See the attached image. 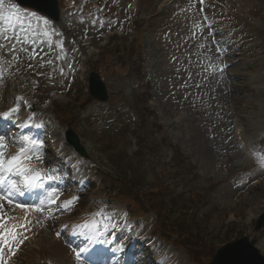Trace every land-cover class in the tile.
Masks as SVG:
<instances>
[{"label":"rangeland","instance_id":"rangeland-1","mask_svg":"<svg viewBox=\"0 0 264 264\" xmlns=\"http://www.w3.org/2000/svg\"><path fill=\"white\" fill-rule=\"evenodd\" d=\"M161 2L139 0V13L156 18L152 20L154 27L146 30L142 41L141 53L147 59L145 75L101 72L108 99L97 102L88 97L87 84L77 82L81 75L76 77V69L72 68L70 42L73 37L79 38L85 27L94 36L108 26L91 25L88 14L94 8L85 4L86 21L79 23L78 16L70 15L74 7L67 8L66 0H59V19L52 26L63 33L66 58L57 61V49L47 59L54 61L52 65L38 66L34 71L42 73L38 82L31 76L29 80L25 78L31 89L35 82L44 94L39 96L37 106L26 109L35 113V119L38 114L47 115L44 117L53 124L56 140L58 137L65 140L68 130L79 137L85 158L72 154V146L68 144L64 146L66 152L61 153L69 155L67 166L79 160L83 171L76 175L82 176V190L78 191L79 202L70 211L59 214L54 221L41 219L35 227L34 239L13 264H82L75 258L76 247H71L72 242L61 241L55 235L57 230L62 232V237L66 229L79 225L80 215L91 208L95 212L102 201L107 205L113 203L115 209L122 211L119 198L141 213L146 231L152 220L158 221L160 230L166 225L167 234L161 237L170 238L168 243L172 245L160 241L172 252H178L182 262L188 258L195 264H209L218 249L244 237L264 256L263 228L254 230L255 222L264 214V170L259 162L246 159L239 152L232 137V120L237 117L251 147L259 155L264 153V68L259 64L252 68L236 64L243 52L231 47V40L227 39L241 29L244 47L251 48L245 56L255 55L264 60V49L255 45L264 42V0H235L233 6L225 5L227 0H211V5L206 7L215 38L230 52L228 67L222 74L213 67L222 65L223 57L217 55V46L209 39L212 37L208 35L209 29L204 27L203 35L196 29V36L192 35L193 23L201 19L197 0L194 4L192 0H173L160 8ZM81 3L82 0H75L77 6ZM108 4L110 0L104 9ZM104 14L107 20L115 17V13ZM225 22L232 24L226 26ZM58 39L61 37H53L54 41ZM201 43L205 48L199 47ZM95 60L93 56L89 64L93 62L92 71L100 75ZM60 67L64 75L59 74ZM196 84L201 87H195ZM13 86L15 82L5 85L6 99L15 96ZM30 88L25 87L19 95H25L26 90L33 94ZM57 91L64 92L63 96L49 109L39 111L45 109V98ZM28 98L29 103L33 102ZM147 100L153 105L149 106ZM95 167L97 173H93ZM178 167L183 169L182 174ZM104 173L118 176L117 181ZM183 184L195 188L178 198ZM122 185L124 191L120 196L114 195ZM103 186H109L104 189L106 195L102 193ZM65 197L67 200L72 195ZM129 231L125 226L123 235ZM136 239L124 244L128 250L124 256L129 254L130 264H153L160 258L162 246L153 239L156 255L153 251L145 255V260L136 254L130 259L133 252L147 249L151 241L136 244ZM119 240L123 243L122 238Z\"/></svg>","mask_w":264,"mask_h":264},{"label":"snow or ice","instance_id":"snow-or-ice-1","mask_svg":"<svg viewBox=\"0 0 264 264\" xmlns=\"http://www.w3.org/2000/svg\"><path fill=\"white\" fill-rule=\"evenodd\" d=\"M88 0H82L81 5L77 6L73 0L74 12L70 15L78 16L79 23H85L84 4ZM108 0H101L94 12L89 13L91 17L90 24L105 27L107 24L109 30L115 25V20H106L100 14L104 12V4ZM111 3H116V0H110ZM196 0H192L194 4ZM200 4L199 14L201 19L193 23V37L196 36V29L200 35H203L204 27L209 29L208 35L213 37L212 44L216 45V53L218 56H223L226 49L221 45V41L215 39V33L212 31V23L207 14L204 13L206 0H198ZM45 7V5H41ZM129 7H131L129 5ZM46 15L54 17V12L46 10ZM88 28L85 27L84 39H87ZM63 33L52 26V20L45 18L44 15H38L35 11H26L18 6L15 0H0V84H5L8 75L7 68H16L19 71V65L24 59L29 61L40 60L39 67L43 68L46 64L52 65L53 60H45L41 53L44 52V45H47L49 50L54 48L59 49L56 55V60L66 58ZM53 37H61V39L53 40ZM200 48H205L201 43ZM39 49V51H38ZM78 51V49H73ZM211 51V48L208 49ZM4 56L11 58V62L4 59ZM7 65V68L5 67ZM71 67V64L68 65ZM34 64L29 63L28 68L34 69ZM215 71L222 74L228 65L222 64L213 66ZM42 75V73H37ZM59 74L64 75V69L59 68ZM49 79H52L49 76ZM191 79V74L189 75ZM33 87L38 85L34 82ZM195 87H201L196 84ZM21 102L24 107L32 109L33 105L29 103L23 96L15 97L13 104L15 106L7 111L0 113V120L9 122L17 129H26L34 127L42 129L43 123H32L35 119L33 112L24 121L19 120L21 111ZM7 128V124L5 125ZM15 145L17 151L9 152V146ZM44 141L35 139L28 134H17L15 137H8V133L0 134V264H9V259L15 256L21 246L29 238L28 233H31L33 228L41 222V219H55L53 209L57 211H70L79 202L80 196L74 195L70 199L60 200V196L67 188L65 180L67 173H62L56 167L51 171L40 169L36 166L37 163L42 164L44 156ZM261 170H264V160L259 163ZM37 190H41V196L33 200V202H20L16 197H25L28 195L32 199V194ZM107 202L102 201L101 207L85 218V222L76 226L77 230L72 232V235H81L85 237V242L82 246L73 249L75 258L81 261L82 264H93L94 259L104 253L111 252L113 255L124 253L125 246L120 243H114L106 237L114 236L115 231L119 227L114 221L117 217L126 220L128 213L126 211H118L115 208L108 210ZM16 209L24 211V218L15 215ZM47 213V215H45ZM31 214H38L39 218L35 221L30 218ZM131 230V225H126ZM67 227V226H65ZM59 237L62 232L58 231ZM109 245H113L108 247ZM98 246V247H97ZM171 250L162 251L160 260L157 264H172ZM117 264L119 262L117 261Z\"/></svg>","mask_w":264,"mask_h":264},{"label":"water","instance_id":"water-1","mask_svg":"<svg viewBox=\"0 0 264 264\" xmlns=\"http://www.w3.org/2000/svg\"><path fill=\"white\" fill-rule=\"evenodd\" d=\"M23 2L28 3V5L33 6L34 8L46 12V10H52L53 9V0H22ZM45 5V7H41V5ZM72 142L74 143V145L76 146V148L78 149V146L76 144L75 139L72 138ZM264 224V215L261 217V219L259 220V222L256 225V228L259 229L262 225ZM241 243H245L244 241H242ZM234 246V245H233ZM231 246V247H233ZM229 247V248H231ZM228 248H224L220 251H218L215 255V257L212 259V262L210 264H219V262L223 261L224 259L227 258V250ZM252 249L250 247H248V249L246 250L245 253L242 254H238L237 256L235 255L232 259L233 261L236 262H247V260H249L250 258V253H252Z\"/></svg>","mask_w":264,"mask_h":264},{"label":"bare ground","instance_id":"bare-ground-1","mask_svg":"<svg viewBox=\"0 0 264 264\" xmlns=\"http://www.w3.org/2000/svg\"><path fill=\"white\" fill-rule=\"evenodd\" d=\"M0 133L2 134V131Z\"/></svg>","mask_w":264,"mask_h":264}]
</instances>
